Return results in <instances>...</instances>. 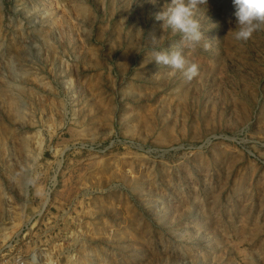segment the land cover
<instances>
[{"label": "rangeland", "instance_id": "obj_1", "mask_svg": "<svg viewBox=\"0 0 264 264\" xmlns=\"http://www.w3.org/2000/svg\"><path fill=\"white\" fill-rule=\"evenodd\" d=\"M170 3L0 0L5 259L264 264V28L208 0L191 49ZM174 49L193 79L154 60Z\"/></svg>", "mask_w": 264, "mask_h": 264}, {"label": "clouds", "instance_id": "obj_2", "mask_svg": "<svg viewBox=\"0 0 264 264\" xmlns=\"http://www.w3.org/2000/svg\"><path fill=\"white\" fill-rule=\"evenodd\" d=\"M155 3L156 0H151ZM235 9V39L247 41L252 35L264 28V0H232ZM208 5V0H171V3L156 14V20L162 21L163 29L170 28L182 34L184 47L194 49L203 39L200 23L194 18L200 6ZM155 42V39L153 40ZM158 65L168 66L175 74L182 71L191 80L198 75V66L191 64L186 68L187 61L179 50L156 51L153 53Z\"/></svg>", "mask_w": 264, "mask_h": 264}, {"label": "built area", "instance_id": "obj_3", "mask_svg": "<svg viewBox=\"0 0 264 264\" xmlns=\"http://www.w3.org/2000/svg\"><path fill=\"white\" fill-rule=\"evenodd\" d=\"M16 241H14V239H12L10 242H9V244L7 245V247H11V248H13L16 244ZM1 251H3V248H0V254H1ZM17 261H18V259H16V260H13V261H10V260H8V259H5L4 257H2L1 255H0V264H17Z\"/></svg>", "mask_w": 264, "mask_h": 264}]
</instances>
